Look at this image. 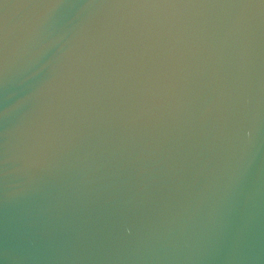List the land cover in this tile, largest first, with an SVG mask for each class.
<instances>
[{"label": "water", "instance_id": "obj_1", "mask_svg": "<svg viewBox=\"0 0 264 264\" xmlns=\"http://www.w3.org/2000/svg\"><path fill=\"white\" fill-rule=\"evenodd\" d=\"M0 264H264V0H0Z\"/></svg>", "mask_w": 264, "mask_h": 264}]
</instances>
